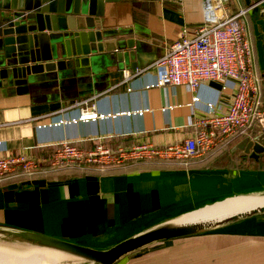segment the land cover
<instances>
[{
  "label": "crops",
  "instance_id": "1",
  "mask_svg": "<svg viewBox=\"0 0 264 264\" xmlns=\"http://www.w3.org/2000/svg\"><path fill=\"white\" fill-rule=\"evenodd\" d=\"M228 1L230 13L249 9L245 23L262 85L264 0ZM202 6L203 0H145L138 6H119L107 24L134 31L127 37L136 43L134 58L121 71L115 66L99 70L84 86L68 85L64 90L42 86L24 95L0 97V154L22 153L45 164L49 149L65 142L96 145L101 139L108 145L118 139L130 147L145 144L158 151L181 143L195 131L207 105L216 113L226 110L235 85L228 81L220 91L219 83L204 82L195 93L183 85L154 87L157 72L146 69L181 33L191 35L202 23ZM130 63L137 66L135 71ZM70 98L75 99L71 104ZM92 107L103 118L48 126ZM39 124L47 126L39 129ZM239 141L207 157L225 152L239 156L238 151L231 153ZM207 157H196L187 167L178 163L159 169L156 163L139 161L99 167L71 164L13 177L0 182V225L106 250L198 209L264 191V170L208 167ZM259 217L160 242L116 264H264V218Z\"/></svg>",
  "mask_w": 264,
  "mask_h": 264
},
{
  "label": "water",
  "instance_id": "2",
  "mask_svg": "<svg viewBox=\"0 0 264 264\" xmlns=\"http://www.w3.org/2000/svg\"><path fill=\"white\" fill-rule=\"evenodd\" d=\"M142 1L145 0H0V97L24 95L42 86L60 90L68 85L75 88L74 85L89 84L101 69L107 71L115 66L121 71V66L135 56L136 43L127 39L134 31L111 27L107 19L119 6L129 3L138 6ZM262 49L264 53V37ZM128 66L131 71L137 68L135 63ZM67 100L71 104L75 99ZM236 151L241 157L247 155L255 160L264 155L262 129L253 126L231 149V153ZM237 198L252 199L253 203L249 201L213 217L190 218L203 208L154 226L106 250L4 225H0V241L48 251L69 262L116 264L160 242L203 235L264 216V191ZM25 254L50 256L29 252L22 255Z\"/></svg>",
  "mask_w": 264,
  "mask_h": 264
},
{
  "label": "built area",
  "instance_id": "3",
  "mask_svg": "<svg viewBox=\"0 0 264 264\" xmlns=\"http://www.w3.org/2000/svg\"><path fill=\"white\" fill-rule=\"evenodd\" d=\"M227 2L228 0H203L202 23L191 35L181 33L180 37L169 45L164 56L146 69H154L157 72L158 78L154 87L183 85L193 93L204 82L219 83L220 91L225 90L226 82H233L235 91L226 110L216 113L209 104L206 114L196 120L195 131L181 143L168 145L161 151L145 144L130 148L119 147L120 159L109 165L91 164L90 160L96 154H87L70 143H62L53 155L51 169L71 164L96 167L122 164L120 160L131 152L142 153V161L162 159L179 161L177 163L186 165L196 157H207L217 149L243 139L255 125L264 132L261 80L255 71L253 46L245 23L249 9L242 8L230 14ZM142 72H137L132 77ZM123 74L125 76V73ZM197 100L194 97L192 102ZM100 118L103 116L97 115L92 107L90 110H80L76 118L60 120L48 126L67 123L75 125L78 122ZM37 126L41 129L47 125ZM103 144L100 139L96 143V149H104ZM41 164V161L22 153L15 156L0 154V182L13 177L33 175Z\"/></svg>",
  "mask_w": 264,
  "mask_h": 264
},
{
  "label": "trees",
  "instance_id": "4",
  "mask_svg": "<svg viewBox=\"0 0 264 264\" xmlns=\"http://www.w3.org/2000/svg\"><path fill=\"white\" fill-rule=\"evenodd\" d=\"M229 2V1H228ZM227 2V4H228ZM229 12V11H228ZM230 13V12H229ZM233 13V12H232ZM230 13V14H232ZM261 90H262V97H261V102H262V106L261 108L264 109V83L261 85ZM104 143V142H103ZM108 143V142H107ZM105 144V143H104ZM73 146L77 147V148H93L95 146V143L92 142H87V143H76V144H72ZM106 145V144H105ZM110 147L112 148H119L121 146L125 147V148H130L131 144H124L122 143L120 140L115 139L113 142L110 141V144H108ZM129 146V147H128ZM59 148L58 147H53L49 150H51V152H49L48 155H45V159H46V163L45 164H41L39 169H51L50 167V163L53 159V155L56 152V150ZM206 163H208V167H215V168H233V169H237V170H249V169H253V170H264V155L261 156L259 158L258 162H254V161H249L247 158L245 157H239L237 155H230L228 152H225L223 155L220 156H210L207 157L205 159ZM142 162H150L153 164H157L156 167L159 169H167V168H172L173 166L177 167V165L174 164H178L177 162L179 161H164V160H160V159H153L150 161H140L139 163ZM181 167H187L188 164L186 165H181L178 164ZM260 219L264 218V216L259 217Z\"/></svg>",
  "mask_w": 264,
  "mask_h": 264
},
{
  "label": "rangeland",
  "instance_id": "5",
  "mask_svg": "<svg viewBox=\"0 0 264 264\" xmlns=\"http://www.w3.org/2000/svg\"><path fill=\"white\" fill-rule=\"evenodd\" d=\"M104 145V149H102L101 151L96 149L95 145L93 148H77L80 151L84 152V153H93L96 154L91 160L90 163L91 164H98V165H109V164H113V162H115L116 160L120 159V154L118 152V148H112L109 145ZM101 152L105 153L107 152V154H100ZM127 155L129 156H125L123 159H121L120 161H122V163H128V162H138V161H142L144 159V155L142 153L139 152H131L128 153ZM164 161H169V160H164ZM3 249V250H2ZM0 250L7 252V253H12L11 254H19L21 255V253H41L42 255L44 254H49L50 256L47 257V259H49L48 261H50V264H69L66 263V261L60 259L58 257V255L56 254H52L51 252L48 251H43V250H39V249H32L31 247L25 246V245H20V244H15V243H8V242H3L0 241ZM36 251V252H35ZM53 255V256H52ZM1 257V256H0ZM46 258V256H44Z\"/></svg>",
  "mask_w": 264,
  "mask_h": 264
},
{
  "label": "bare ground",
  "instance_id": "6",
  "mask_svg": "<svg viewBox=\"0 0 264 264\" xmlns=\"http://www.w3.org/2000/svg\"><path fill=\"white\" fill-rule=\"evenodd\" d=\"M251 200L252 199H248V198L247 199L246 198H234L231 200H227V201L219 203L217 205L215 204L214 206L210 207L209 209L205 208V209L201 210L200 212L191 215L190 218H196V217L208 218V217L221 215V214H223V213H225V212H227L233 208H237L238 206H244V204L245 205L248 204L249 201H250L249 204H252L253 202H251ZM182 216H184V215H182ZM11 253L10 252L7 253V252L0 250V256H1L0 257V264H50L51 263L50 261H48L49 259L42 258V257L36 256V255L35 256L34 255H28V254L22 255L23 253H21V255H19V254H11Z\"/></svg>",
  "mask_w": 264,
  "mask_h": 264
}]
</instances>
